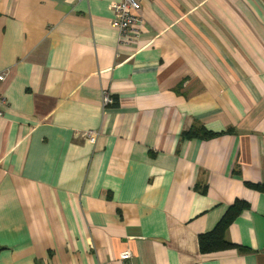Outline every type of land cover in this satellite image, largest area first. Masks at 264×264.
<instances>
[{
	"label": "crops",
	"instance_id": "0c3cea01",
	"mask_svg": "<svg viewBox=\"0 0 264 264\" xmlns=\"http://www.w3.org/2000/svg\"><path fill=\"white\" fill-rule=\"evenodd\" d=\"M121 1L0 0V264H264V0Z\"/></svg>",
	"mask_w": 264,
	"mask_h": 264
},
{
	"label": "built area",
	"instance_id": "2783aa9c",
	"mask_svg": "<svg viewBox=\"0 0 264 264\" xmlns=\"http://www.w3.org/2000/svg\"><path fill=\"white\" fill-rule=\"evenodd\" d=\"M111 11L114 14L112 20V27L119 33L120 43L129 44L133 40L140 37V32L135 29L140 23V5L135 0H122L119 3L111 5ZM6 80V73L0 74V82L4 83ZM6 99L0 92V118L3 117L4 107L6 106ZM104 106H111L114 100L110 95L106 94L103 99ZM88 139L92 144H95L97 135L95 133H88ZM132 254L128 251L122 253L119 261L124 264H133Z\"/></svg>",
	"mask_w": 264,
	"mask_h": 264
},
{
	"label": "trees",
	"instance_id": "16d2710c",
	"mask_svg": "<svg viewBox=\"0 0 264 264\" xmlns=\"http://www.w3.org/2000/svg\"><path fill=\"white\" fill-rule=\"evenodd\" d=\"M203 137L210 138L215 134L203 131ZM186 138H192L195 136L193 133H187L184 135ZM254 188H259L257 186H252ZM248 208L247 204L241 201H236L225 213V215L220 219L215 228L208 232L198 236V246L200 253L202 255L212 254L220 251L226 250H239L243 249L237 245L228 243L225 240V234L230 228L232 223L239 217V215Z\"/></svg>",
	"mask_w": 264,
	"mask_h": 264
}]
</instances>
